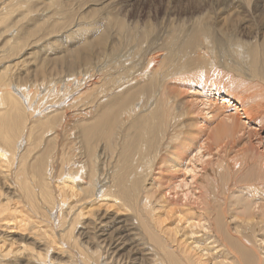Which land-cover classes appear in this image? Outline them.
Returning <instances> with one entry per match:
<instances>
[{"label": "bare ground", "instance_id": "bare-ground-1", "mask_svg": "<svg viewBox=\"0 0 264 264\" xmlns=\"http://www.w3.org/2000/svg\"><path fill=\"white\" fill-rule=\"evenodd\" d=\"M260 1L254 6L264 7ZM62 12L47 0H0V264L221 263L214 257L221 249L211 252L215 247L199 245L210 256L204 259L192 243L178 241L161 226L155 211L168 205L177 216L192 220L189 227L208 228L210 242L230 254L231 264H264L260 244L243 236L264 226V155L253 153V145H264V67L257 51L231 37L213 52L208 26L197 22L200 29L193 23L183 38L166 42L164 53L152 46L136 57L131 54L135 47L125 46L130 48L126 66L117 63L118 52L113 45L107 48L104 37L87 46L89 51L77 48L81 57L67 59L79 62L77 67L82 65L86 75L94 64L99 66L88 79L77 77L80 70L65 68L62 74L63 66L46 67L44 61L29 70L21 61L29 52L23 54L48 38L45 26L60 23ZM78 26H59L53 37L68 41L76 32L71 43H83L89 30L86 34ZM136 37L133 34L131 41L137 43ZM61 44L50 61L60 59ZM48 45L45 41L46 53ZM214 53L236 60L229 58L231 66L226 68ZM249 59L252 67L241 70ZM144 60L152 66H144ZM236 61L237 72L232 65ZM17 73H24L23 78L15 80ZM170 80L196 84L191 94L198 100L196 106L207 110V118H219L215 129L207 127L210 142L193 140L186 131L175 135L174 124L181 119L177 126L184 125V116L166 92ZM186 160L189 181H165L158 194L144 186L149 178L159 187L157 180L163 177L151 179L153 174L173 171ZM196 163L200 168L195 172ZM202 171L209 179L205 185L197 181ZM230 186L241 194L231 201L236 234L226 226L223 206H215L228 201L223 193ZM170 190L175 200L166 197ZM190 195L200 197L204 205L195 218V213L186 212L190 204L179 203H190Z\"/></svg>", "mask_w": 264, "mask_h": 264}, {"label": "rangeland", "instance_id": "rangeland-1", "mask_svg": "<svg viewBox=\"0 0 264 264\" xmlns=\"http://www.w3.org/2000/svg\"><path fill=\"white\" fill-rule=\"evenodd\" d=\"M47 1L50 6L63 11L62 14L63 13L64 14L61 17L62 20L61 21L59 20L60 23L58 24H57L58 20L49 23L46 22L48 24L45 26L46 27L45 31L49 33V36L47 35L48 38L45 41L50 42V45H48L49 46L48 53H46V50L43 48V45L45 44L44 41L41 44L36 45L31 49L27 50L23 54V56H26V54L29 52V55L26 58H21V61H23L22 64H24L26 68L32 71L35 69L36 66L40 65L44 61L46 67H48L49 65H55L56 67H58V65L63 66L62 74L66 73V71H64L65 68L66 70L68 69H74L76 71L80 70V75H77V77L78 78L87 77L86 79H88L90 77L91 71L92 70L96 71V69L98 70L99 66L94 64L95 66H92L91 71L88 72L87 74L89 76H87L84 72L82 65H80V67H77L79 62L70 60V59H74L76 55H77L76 58L81 57L82 53L77 48L80 47L89 51L86 48L87 46L89 45L92 46V44L95 45L102 37H104V43H106V41L108 42L106 46L113 45L112 49L115 51V53L118 52V54H116L119 60L117 63L122 62L123 65L126 66L130 61V59L126 61V58H128L127 55L129 54L130 48L127 49L125 46H130L132 44L133 47H135V51H133L131 54H136V57L139 54H141L142 50L152 46H159L162 49V53H164L166 52L167 50L166 48L168 47L166 43L167 41L172 39L176 40V38L180 40L181 38L184 37V34L188 31V29L193 23L194 26L198 25L197 22H199V24L208 26L209 38L212 40V41L210 40V43L212 42L211 49L213 52H217L219 50L218 47L223 48V45L220 42H222L225 39L235 37L239 42L243 43L247 47V49H255L257 51L256 58L258 61H260L261 65L264 67V7L261 6L255 7L254 3L257 0H248V2L246 1L242 2V0H68L69 3L66 2V0H47ZM84 1H90L91 3L92 2L93 3L91 4L88 2L84 4L83 3ZM106 2H109L108 6L105 4ZM260 3L263 4V0L260 1ZM103 5L106 6L102 8ZM66 7L69 8V11L65 10ZM76 22L77 24L79 23L78 27H80L79 28L80 31L83 32L84 30V32H86L87 34L88 33L87 30H89V33L87 34L88 39L85 42L83 43L74 42L75 45L71 43L70 41L71 39L73 38L76 39L75 38L76 32L72 34L73 36L69 35L68 41L67 38L64 39L63 37H53V35L56 34L59 26L61 27V29L63 28V30H65L70 26L71 27L70 30H71L72 25H74V23ZM195 28L200 29L199 26ZM109 34L114 35L115 37V38L113 37L114 40H112L113 38H109L110 36ZM133 34L137 36L136 37V40H138L137 43L135 41L134 42L131 41ZM172 34H174L175 38L173 37L170 39L169 37ZM89 36H91V38ZM70 37L71 39H69ZM59 39L61 40L60 42ZM60 43H62L61 53L59 54L60 59L59 60L54 59L53 61H50L49 56H55L52 53L55 51V47L60 45ZM175 44L176 46H179V41ZM66 45H69L68 49ZM111 46L107 48L110 49ZM74 48H76V51L78 50L79 52L77 51V53H75L76 51L74 50ZM107 53L109 52L107 51ZM155 55L157 54L155 53ZM214 56H216L218 59L220 58V56L217 55L216 53H214ZM67 57L70 59H67ZM107 57L109 58V55H107ZM221 58H220L221 59L220 64L221 66L224 65L223 67L226 68L231 66V64H229L227 61L229 60V58L231 60H236L235 58H233V56L231 55L228 56L226 53L224 55H221ZM223 59L226 60L227 65H225L224 63L222 64V62H224ZM94 61L96 60L94 59ZM147 61L144 60L143 65L149 68L152 66V64L148 65ZM236 63L238 62L236 61L235 64L232 62V65H233V69L237 72L240 67L239 64ZM252 65H253L252 60L249 59L245 64L244 68H240V69L247 71L252 67ZM138 66L139 63L137 67ZM223 67L222 70H224ZM207 69L211 71L209 68ZM23 76L24 73H17L16 75H14V79L15 80L20 79L23 78ZM62 80L63 79H61V81ZM180 82L181 81L178 80H170V83L166 91L167 94L172 96L175 102L179 105L180 111L184 116L183 117L184 125L181 123L180 125L177 126V123H179L181 119H179L174 124V126L176 127L175 135H186L185 133L186 131L190 135H192L193 140L198 138L196 139V141L199 140V142L201 141L210 142V132L207 131V127H212L213 129H215V126L219 122V118L217 116L213 117L212 119L207 118L208 117L207 110L200 111L201 107L196 106V104H198V100H194V98L191 96V94L195 95L194 93L195 91H197L196 87H194L196 86V84L194 83L181 84ZM209 84H213V83H209ZM24 88H26L25 91L29 90L28 86ZM197 89L201 91V89L199 88ZM29 97H31V94H29ZM66 99L69 101L70 97L67 96ZM225 104L227 103L225 102ZM255 143L256 142L254 141V144ZM176 145L177 144H173L172 146H176ZM253 147H254L253 150L254 154L257 153V156L258 153L259 156L260 154L264 155L263 144H255L253 145ZM194 151L195 150L190 152L189 155L190 157L194 155ZM191 159L193 160V158ZM210 159L214 160V157ZM196 166L197 168H195V172L198 171L197 169L200 168L199 165H197V163ZM188 168H189L188 160H186L184 166L182 165L178 167V165H175L173 171L170 169L167 173L156 172L153 174L154 176L151 179L154 178L158 179L163 177L162 179L157 180L160 181L161 185L159 184L160 186L156 187L157 183L149 181V178H147L144 182L145 184L144 186L147 189L158 194V190L162 189L163 187L162 184L165 181L176 179L177 177L178 180L185 178L187 181H189L190 179L189 176L191 175V172L187 170ZM209 169L210 168H208L207 171L210 173L211 169L210 171ZM205 177H206L205 173L204 171H202L200 177L197 178L198 183L201 185H205L206 182H209V179ZM202 178L204 179L203 181ZM202 182H204V184ZM166 183H167L166 185H171V183L168 182ZM164 190L166 189L164 188L163 191ZM231 190L233 191L232 194H231L232 192ZM172 192L173 191H171L170 193ZM170 193L169 191H166L165 194L166 197H168L169 200H175L176 198L175 196H173V193L172 194ZM205 194L206 193L204 192L202 195ZM224 194L225 197L228 196L227 197L228 199L226 198V200L228 201L222 199L219 201V203L217 202L215 206H217V208L223 206L221 208L222 210H224L223 213L224 216L226 215L225 216L226 226L227 227L229 226V228H231V231L233 233L234 232L233 227L236 225L235 223L236 220L235 219L232 220L233 217L231 215L233 211L231 212V209L233 208L232 206L234 202L231 201L234 200L233 197L234 194L239 195V197L241 194L239 191H237V188L233 186L231 187L230 190L227 189L226 192L223 193V195ZM169 195H171L170 197L172 199H170ZM190 196H191L190 203H187L188 201H184V199L183 200L181 199L179 203L184 204V202H186L187 206L188 204H190L189 206L191 208L186 212H190L192 214L195 213L193 215V218H195L194 216L201 214L199 212L204 207V205L200 197L196 198V196L194 195H190ZM161 199L164 200L162 197ZM112 204L113 206H110V209L114 210L116 205L114 203ZM163 204H165V202H162V205ZM157 205L155 204V208H158ZM198 206L200 207V209ZM170 208L171 206L169 207L168 205V207L167 206L164 207L165 210H162L163 208H159V210L156 209L155 211L157 215L159 214L158 219L161 221V226L163 228H165L166 230L172 233H175V238L178 239V241H181L182 243H186V244L192 243L191 246L196 247L198 252H201L200 248H198L199 245L201 246L206 245L208 249H210L211 247H215L214 250L211 252H217L218 250L221 249L222 251L220 250L217 256L213 255L214 257H216L215 261L218 262L222 261L219 264H231L233 258L230 256V254H227V251H225L222 248V246L220 245L217 246V242L213 244L210 242L212 237L210 236L211 233L209 232L208 228L205 226L207 224L206 222L203 223L202 221H200V223L204 224V226L207 229H204V227L198 228L199 226L189 227V224L192 222V220L191 221L186 220L187 217L185 216L184 217L177 216L174 207H172L173 212L172 209ZM119 211L123 212L125 216L127 215V212L124 209H119ZM157 211L160 212L158 213ZM167 211L170 212L168 213ZM164 213L167 215H164ZM202 220L204 221V219ZM258 220L259 218L256 221ZM258 226L259 227H256L253 231H249V232L246 231L243 236H248L250 237V239H254L256 243L258 242V244H260V250L264 251V226L262 228L260 225ZM201 253L203 254L204 259L210 257L209 254H207V251H202Z\"/></svg>", "mask_w": 264, "mask_h": 264}]
</instances>
